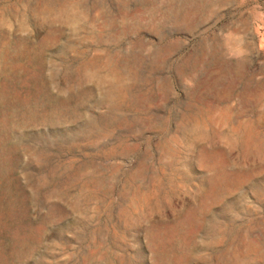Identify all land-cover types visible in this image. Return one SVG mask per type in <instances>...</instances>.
<instances>
[{
  "label": "rangeland",
  "instance_id": "rangeland-1",
  "mask_svg": "<svg viewBox=\"0 0 264 264\" xmlns=\"http://www.w3.org/2000/svg\"><path fill=\"white\" fill-rule=\"evenodd\" d=\"M0 264H264V0H0Z\"/></svg>",
  "mask_w": 264,
  "mask_h": 264
},
{
  "label": "bare ground",
  "instance_id": "bare-ground-1",
  "mask_svg": "<svg viewBox=\"0 0 264 264\" xmlns=\"http://www.w3.org/2000/svg\"><path fill=\"white\" fill-rule=\"evenodd\" d=\"M178 28V27H177Z\"/></svg>",
  "mask_w": 264,
  "mask_h": 264
}]
</instances>
